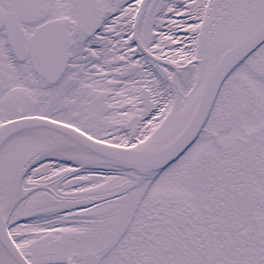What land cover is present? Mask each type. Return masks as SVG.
Listing matches in <instances>:
<instances>
[{
	"label": "snow or ice",
	"instance_id": "obj_1",
	"mask_svg": "<svg viewBox=\"0 0 264 264\" xmlns=\"http://www.w3.org/2000/svg\"><path fill=\"white\" fill-rule=\"evenodd\" d=\"M0 264H264V0H0Z\"/></svg>",
	"mask_w": 264,
	"mask_h": 264
}]
</instances>
